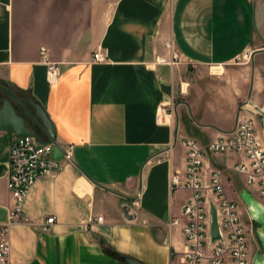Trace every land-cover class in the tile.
Instances as JSON below:
<instances>
[{
  "label": "crops",
  "instance_id": "crops-1",
  "mask_svg": "<svg viewBox=\"0 0 264 264\" xmlns=\"http://www.w3.org/2000/svg\"><path fill=\"white\" fill-rule=\"evenodd\" d=\"M99 50L106 61L94 59ZM174 51L178 60L168 62ZM246 52L249 66L236 67ZM50 62L61 65L56 81ZM222 66L221 77L211 75ZM0 83L40 104L57 141L74 145L57 176L37 180L26 220L11 228L17 264H127L123 256L144 264H174L177 256L181 263L182 206L191 193L173 189L171 175L184 169V139L207 144L234 128L242 105L264 106V0H0ZM6 98L0 89V106ZM14 136L0 129V224L13 203ZM159 155L167 157L158 162ZM243 158L205 157V180L222 170L237 202L225 171ZM50 215L56 222L43 231ZM96 216L103 220L84 228Z\"/></svg>",
  "mask_w": 264,
  "mask_h": 264
},
{
  "label": "built area",
  "instance_id": "built-area-1",
  "mask_svg": "<svg viewBox=\"0 0 264 264\" xmlns=\"http://www.w3.org/2000/svg\"><path fill=\"white\" fill-rule=\"evenodd\" d=\"M167 45L172 47L171 42ZM251 53L246 52L234 63L249 61ZM96 61H106L108 56L99 50L94 53ZM159 60L165 62L166 58ZM178 54L174 51L168 61L175 63ZM61 65L50 62L48 76L58 80L61 76ZM169 102L164 103L158 112L157 121H165ZM258 112L247 105L240 108L233 129L221 132L219 136L207 144L195 139L186 138L185 166L183 170L175 169L171 175L173 189L190 191V196L182 206V233L184 250L182 264H252L248 241V232L242 219L239 203L227 194L223 172L214 169L209 180H205L204 165L206 154H241L243 159L236 161L230 168L242 175L251 192L264 197V138L257 130L256 115ZM63 157L54 156V143H41L29 135L12 139L9 158L8 186L12 195V209L8 221L0 224V264H17L11 257L12 246L10 231L14 224L26 220L25 206L28 196L37 180L44 176H57L65 167L66 161L72 160L74 145H62ZM167 155H159L156 161L162 162ZM135 199L133 206H139ZM212 205L216 206L221 237L212 240ZM102 216L91 218L84 223L88 229L94 221H102ZM56 222V216H48L41 229L49 231ZM175 218L171 223H178Z\"/></svg>",
  "mask_w": 264,
  "mask_h": 264
},
{
  "label": "water",
  "instance_id": "water-1",
  "mask_svg": "<svg viewBox=\"0 0 264 264\" xmlns=\"http://www.w3.org/2000/svg\"><path fill=\"white\" fill-rule=\"evenodd\" d=\"M163 88L170 93V88L168 86L164 85ZM0 89L8 95V98L4 99L0 106V129L11 131L17 136H33L41 143L52 142L54 143L55 158L61 159L64 151L57 141L55 126L43 107L34 100L28 102L22 101L16 94L1 83ZM253 107L264 119V106L254 105ZM19 108L24 114L19 112ZM259 209L262 210L264 214V207L261 204ZM123 212L127 218H133V215L129 213V207L125 206ZM211 214L212 240H216L221 237V234L215 205H212ZM122 259L127 264H144L128 256H123Z\"/></svg>",
  "mask_w": 264,
  "mask_h": 264
},
{
  "label": "rangeland",
  "instance_id": "rangeland-1",
  "mask_svg": "<svg viewBox=\"0 0 264 264\" xmlns=\"http://www.w3.org/2000/svg\"><path fill=\"white\" fill-rule=\"evenodd\" d=\"M235 66L244 68L249 66V63L248 61H245L243 63L236 64ZM210 71H212V76L216 75V77H221L224 73V67L222 66L220 72H217L214 67L212 68V70L210 69ZM221 82L223 81H220V83ZM204 86V88L207 87L206 84H204ZM206 90L208 89L206 88ZM258 115L260 114L258 113ZM259 119V127L264 129V119L261 115ZM233 159V156L229 158V160ZM225 175L230 176L233 180V184H236V186L237 184H239L237 188L236 186L234 188L231 187V194L238 200L240 208L242 210V219L246 225L248 232L251 262L252 264H264V214L262 213V210L259 209L260 204L264 207V197H259L254 192L243 190L240 185H245V180L243 176L236 174L235 172H233V170H226ZM174 264H181L179 257L176 256L174 258Z\"/></svg>",
  "mask_w": 264,
  "mask_h": 264
},
{
  "label": "bare ground",
  "instance_id": "bare-ground-1",
  "mask_svg": "<svg viewBox=\"0 0 264 264\" xmlns=\"http://www.w3.org/2000/svg\"><path fill=\"white\" fill-rule=\"evenodd\" d=\"M220 69H221V67H215V70H216L217 72H219Z\"/></svg>",
  "mask_w": 264,
  "mask_h": 264
}]
</instances>
